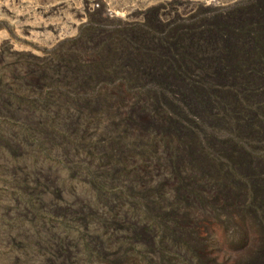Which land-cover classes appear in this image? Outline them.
<instances>
[{
    "label": "rangeland",
    "instance_id": "374dc122",
    "mask_svg": "<svg viewBox=\"0 0 264 264\" xmlns=\"http://www.w3.org/2000/svg\"><path fill=\"white\" fill-rule=\"evenodd\" d=\"M261 107L264 0H0V264L264 263Z\"/></svg>",
    "mask_w": 264,
    "mask_h": 264
},
{
    "label": "bare ground",
    "instance_id": "6f19581e",
    "mask_svg": "<svg viewBox=\"0 0 264 264\" xmlns=\"http://www.w3.org/2000/svg\"><path fill=\"white\" fill-rule=\"evenodd\" d=\"M118 10V9H117ZM117 13V12H116ZM203 62V61H202ZM190 66H192V65H190ZM217 70H219V69H217ZM175 85H177V87L178 88H180L181 90L180 91H183V93H180V96H181V99L183 100V102L186 104V106H188L189 108H190V110L192 111V112H194L195 114H200L199 112L200 111H198L199 109L198 108H196V106H193V103H194V100H193V97L191 96V93L188 91L189 89L186 87V86H184L183 85V88H181L180 86H178V85H180V84H175ZM173 86V89H175L174 87H176V86ZM201 98V97H200ZM202 99V98H201ZM204 99V98H203ZM197 107H199V106H197ZM205 108H209L207 105H205ZM201 110V109H200ZM140 126H144V127H149V126H152V127H154V128H156L157 127V124H156V122L153 120V119H151L150 117H147V118H145V119H143V120H140ZM184 149V148H183ZM42 176H44L45 178L46 177H49V178H51V179H53V178H55L54 177V175H52V174H50V173H47V172H45V171H43V173H42ZM55 180L53 179V182H54ZM51 186H52V182H51V184H50ZM78 200V199H77ZM81 201V200H80ZM263 258H264V255L262 256ZM255 264H262V260L260 259V260H258L257 261V263H255Z\"/></svg>",
    "mask_w": 264,
    "mask_h": 264
},
{
    "label": "trees",
    "instance_id": "16d2710c",
    "mask_svg": "<svg viewBox=\"0 0 264 264\" xmlns=\"http://www.w3.org/2000/svg\"><path fill=\"white\" fill-rule=\"evenodd\" d=\"M236 107L238 108V110H241V107L239 106V104H237L236 105ZM264 107H261L260 108V110H262L261 112H263L264 110ZM235 117L236 116H238L236 113H235V115H234ZM226 119H227V116H224ZM228 120V119H227ZM239 133H240V131H238ZM241 135H242V133H240ZM246 136V135H245ZM247 136H251L252 138H253V140L254 141H256V140H258L257 138H259L258 137V135H255V134H253V135H247ZM259 141V140H258ZM254 147H264L261 143L260 144H255V145H253ZM182 147H184L183 145H182ZM186 147V149H187V151H188V153L191 151V148H189V147H187V146H185ZM197 157H198V155H196ZM187 157H188V159H189V156L187 155ZM183 158V157H182ZM186 159V158H185ZM242 160H243V158H242ZM242 160H239V162L241 161L242 162ZM238 162V161H237ZM243 162H245V161H243ZM219 164H222L221 163V161H219L218 162ZM232 163V162H231ZM243 173H245V172H243ZM250 180H251V178H250ZM251 181H253L254 182V180H251ZM257 181V180H256ZM246 182H248V184H250L249 183V181H246ZM257 182H259V181H257ZM260 184H264V183H260ZM261 187H263V186H261ZM258 189H255L254 188V191L256 192V194H258V195H263L264 196V187H263V189L261 190V191H257ZM219 191H221V189H219ZM228 192L227 190H224V191H221V192ZM259 216L262 218V220L264 221V212H260V214H259ZM262 264H264V263H262Z\"/></svg>",
    "mask_w": 264,
    "mask_h": 264
}]
</instances>
